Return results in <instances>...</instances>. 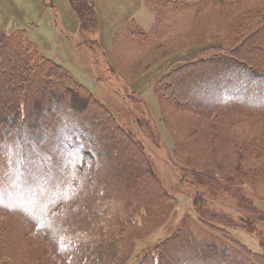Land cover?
<instances>
[{
  "label": "rangeland",
  "instance_id": "obj_1",
  "mask_svg": "<svg viewBox=\"0 0 264 264\" xmlns=\"http://www.w3.org/2000/svg\"><path fill=\"white\" fill-rule=\"evenodd\" d=\"M86 2L98 19L94 32L81 27L69 0H0V28L5 32L23 30L40 56L64 67L111 114L114 123L138 142L163 189L175 198L163 225L165 213L158 208V228L141 236L130 234L123 244H112L120 247L119 264H158L160 252L185 260L183 264H232L218 252L206 257L205 249L195 259L197 250L191 243L178 248L173 246L175 242H168L164 250L166 241L185 234L196 242L204 239L226 248L242 263L264 264V114L219 109L215 115H205L192 110L189 103L180 106L175 99L170 101L163 91L172 84V71L180 66H200L209 58L235 51L257 53L261 49L264 54V25L251 29L256 27L255 19H264V0ZM247 34L251 38L242 41ZM149 37L154 44L145 46ZM254 40L263 46L256 48ZM151 51L156 54L151 56ZM256 53L253 58L259 57ZM133 67L141 71L136 77ZM208 72L191 76V71L193 81L180 84L182 96L186 98L185 92ZM228 77H235L238 83L237 77L243 76L225 73L223 79ZM58 117V112H46L44 118L34 121L56 124L54 118ZM197 121L201 125L196 127ZM221 122L227 127L209 134L210 125ZM99 136L98 145L108 149L109 139ZM53 138L52 133L47 135L49 143ZM69 139L67 134L62 137L66 144ZM3 149L8 151L5 160L1 158ZM3 149L1 146L0 192L14 199L11 190L17 189L16 181L45 169L27 165L23 173L19 171L18 147L11 150L9 144ZM51 149L52 158L61 157L58 149ZM28 157L32 152L28 151ZM120 161L124 163L125 158ZM5 164L7 168H3ZM106 204L108 211L112 204L118 205L112 196ZM112 211L125 219L119 205ZM135 219L142 224L139 217ZM25 224L10 207L0 206V264H56L55 255Z\"/></svg>",
  "mask_w": 264,
  "mask_h": 264
},
{
  "label": "trees",
  "instance_id": "obj_2",
  "mask_svg": "<svg viewBox=\"0 0 264 264\" xmlns=\"http://www.w3.org/2000/svg\"><path fill=\"white\" fill-rule=\"evenodd\" d=\"M174 1L201 4L205 0ZM69 2L81 27L96 31L98 19L92 5L86 0ZM254 22L256 27L251 29L264 25V19ZM250 38L251 34H247L242 41ZM252 44L256 48L263 46L257 40ZM246 53L229 52L209 58L200 66L191 63L180 66L172 71V84L164 86L165 96L170 101L175 99L180 106L189 103L192 110L205 115H215L219 109L264 114V54L261 49ZM255 53L259 57L253 58ZM208 70L183 97L180 84L193 81L190 72L191 76L197 72V76ZM237 72L243 76L237 77L238 83L235 77L223 79L225 73ZM83 89L64 67L40 56L23 30L5 32L0 28V128L5 127L0 130V144L2 149L9 144L11 150L18 147L19 171L24 173L27 165L45 169L44 173L16 181L17 189L11 190L14 199L0 192V206H8L20 216L38 241L55 255L56 264H119L120 247L112 244H123L130 234L141 236L146 230L158 228V208L165 213L163 225L173 211L175 198L163 189L138 142L119 128L111 114ZM46 112L59 113L54 118L56 124L34 121L44 118ZM87 126L89 131H82ZM50 133L54 136L52 143L47 140ZM66 134L70 136L68 144L62 140ZM99 134L109 139V146L114 143L112 149L100 142L98 145ZM51 147L58 149L60 158L51 157ZM28 151L32 152L30 158ZM7 154L3 149L0 157L5 160ZM123 158L124 163L120 161ZM3 168H7L6 164ZM111 196L125 219L112 211L118 210L116 204L108 211L106 201ZM135 217H139L141 225ZM98 218L103 221L98 222ZM190 237L185 234L168 240L164 250L168 242H175L173 246L178 248L191 243L197 250L195 259L205 249L206 257L218 252L232 264H247L238 261L226 248L204 239L196 242ZM158 261V264H183L185 260H175L169 252H160Z\"/></svg>",
  "mask_w": 264,
  "mask_h": 264
},
{
  "label": "bare ground",
  "instance_id": "obj_3",
  "mask_svg": "<svg viewBox=\"0 0 264 264\" xmlns=\"http://www.w3.org/2000/svg\"><path fill=\"white\" fill-rule=\"evenodd\" d=\"M152 40H153V39H152L151 37H149V39L147 40V43L144 44V45H145V46L153 45L154 43L150 44ZM136 45L140 46L139 44H136ZM140 47H141V46H140ZM151 49H153V48H151ZM155 54H156V51H151V56H154ZM139 59H140V56H138L137 59L135 60V61H137L136 65L139 63ZM136 65H135V67H136ZM135 67L132 68V76H133V77L138 76L139 73L141 72L140 70L137 71ZM159 107H160V106H159ZM167 112H168V111H167ZM223 122H224V121H223ZM223 122L217 124L215 127H211V125H210V123H209V125H210V132H209V134H212L217 128H226V127H227V123H223ZM198 125L200 126L201 123H199V122L197 121V123H196V127H197ZM186 142H187V143H191L190 140H187ZM233 142H234V141H233ZM231 147H232V150L235 148V142H234V144L231 143ZM215 149H217V147H216Z\"/></svg>",
  "mask_w": 264,
  "mask_h": 264
}]
</instances>
